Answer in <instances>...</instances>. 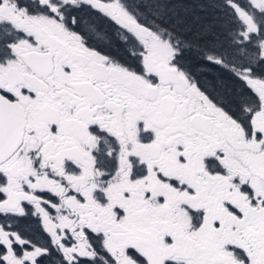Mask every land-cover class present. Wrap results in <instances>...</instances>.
Masks as SVG:
<instances>
[{
	"label": "snow or ice",
	"instance_id": "snow-or-ice-1",
	"mask_svg": "<svg viewBox=\"0 0 264 264\" xmlns=\"http://www.w3.org/2000/svg\"><path fill=\"white\" fill-rule=\"evenodd\" d=\"M0 264H264V0H0Z\"/></svg>",
	"mask_w": 264,
	"mask_h": 264
}]
</instances>
